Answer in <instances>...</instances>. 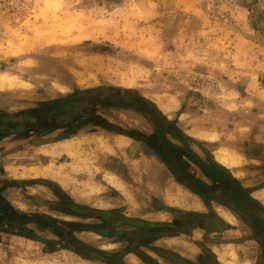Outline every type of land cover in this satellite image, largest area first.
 Returning a JSON list of instances; mask_svg holds the SVG:
<instances>
[{
  "label": "rangeland",
  "instance_id": "374dc122",
  "mask_svg": "<svg viewBox=\"0 0 264 264\" xmlns=\"http://www.w3.org/2000/svg\"><path fill=\"white\" fill-rule=\"evenodd\" d=\"M261 4L264 0H0V76L12 84L4 88L9 91L0 92V114L18 113L94 87L131 90L169 117L170 127L177 125L196 137H209L211 132L217 148L238 157L239 164L231 167L232 172L244 184L257 187L264 184V163L252 159L264 155ZM193 76L202 77L204 83L193 84ZM112 106L99 107L96 117L127 130L150 131L141 115ZM89 114L83 110L79 118L92 117ZM109 133L88 123L63 135L74 136L71 145L79 143L88 152L71 160L49 153L59 150L61 143L39 148L32 145L34 152L23 157L4 155L11 163H4L7 171L0 173V187L7 188L3 192L13 204L12 211L64 217L55 207L41 205L43 201H59V191L52 185L7 187L3 181L7 175L55 180L71 201L94 210H118L130 218L168 219L167 213L150 212L155 189L149 192L147 187L135 195L123 186L118 194L101 182L103 174L114 182L115 176L108 169L113 163L90 161L99 151L124 144ZM60 136L46 134L39 139L63 138ZM216 146L210 144L209 148L215 150ZM121 155L128 160L126 154ZM15 159L18 163H12ZM145 165L148 167L143 169L139 163H121L119 169L121 174L137 178L143 170L151 171L152 181L162 174L168 176L160 163ZM258 196L264 201V190ZM85 222L70 219L71 227H66L67 223L55 226L72 241L77 236L87 242L92 248L81 249L89 255V249L96 250L101 240L75 231ZM86 223L96 225L94 219ZM28 227L46 241L0 233V264H101L83 261L61 247L72 243L61 242L62 236L52 231V223ZM108 240L105 244L115 242ZM119 247L116 244L113 251ZM250 251L234 245L226 248L222 257L230 264H253Z\"/></svg>",
  "mask_w": 264,
  "mask_h": 264
},
{
  "label": "crops",
  "instance_id": "0c3cea01",
  "mask_svg": "<svg viewBox=\"0 0 264 264\" xmlns=\"http://www.w3.org/2000/svg\"><path fill=\"white\" fill-rule=\"evenodd\" d=\"M6 91L9 90L4 89L0 92ZM139 98L142 101L151 102L142 97ZM151 104L153 103L151 102ZM4 114L10 113L3 112L0 114V116ZM12 114H15V112ZM162 116L165 117L164 115ZM165 118L172 124V121L169 119V117ZM175 126L176 127L173 128L175 129L173 137L169 134L165 136L166 149L170 151L175 150L177 164L180 166L183 176L186 179L182 178L180 181L176 180L169 172L166 165L162 163L160 158L148 147V145L144 141L135 140L122 133L109 134L112 135L117 143L123 141V145L115 144L110 150L99 151L96 156L97 158L92 159L90 162L113 163L110 168L108 167V169L115 176L114 182L107 181L104 174L102 175L100 180L102 183H104V185L108 187L110 186V188H112L115 193L119 194L123 186L125 188H130L131 191L133 190L135 195L138 194V191H146L147 187H149V192L150 190L155 189V193L150 197V201L151 203L154 201L157 202V205H159V209L152 207L150 203L149 208L151 209V211H149L151 213H167L170 215L169 218L167 217L168 219L155 220L145 217L130 218L127 214H123L124 217L129 219H136L137 221L141 222L160 221L170 225L172 224V222L178 219L176 213L174 212L175 210H179L183 213V217L180 218V220L182 219L181 227H179L180 231L164 229H128V231H126L127 235H124L121 240H116L113 238L115 240V242L112 240L114 244H110V242L105 244L107 242L106 240H108L106 239L104 242H100V245L96 250L89 249L92 252H90L89 255L88 252L86 254V251L84 252V250H82L80 247L86 246L87 248H89L90 246L87 244V242L85 243L77 236H75L77 245L74 242H71L72 245L70 247H67V245H61V247H63L66 251L79 256L83 261H90L101 264H211L212 261H210L209 257H206L207 254L212 255L213 258L216 259V261L220 264L232 263L226 261L225 257L222 256L223 251H225L226 248L234 246L228 240H226L227 235H229L233 231H223L224 229H222V231L215 232L208 228L205 221L199 222L195 219H193V221H190L187 216L196 213H208L206 206L202 202L201 198L195 193V191L202 192L204 194L202 188H206L208 190H211V194H215V192L219 189L221 192V196H223L225 190L223 180L224 178H226L225 176H223V171L227 174L226 176L229 175L231 179L237 181L241 186L245 188L253 187L252 185L250 186L244 184L242 180L240 181L238 179V175L232 172L231 167L239 164L238 157L235 155H227L221 150L220 147L217 148L216 141L211 139L210 137L212 135L211 132L207 133L209 137H196L195 135L189 133L190 130H185L183 128L179 129L177 125ZM46 134L50 135L51 133L43 132L42 135H37L36 133L34 134L33 132L29 131L24 133L18 132L11 134H1V175H5V172L7 171L4 163H11L6 162L4 160L5 157L12 155L16 158L17 156L23 157V155L28 154L31 150L34 152L35 149H33L32 145L35 146V148H39L45 146H53L61 143L58 147L59 150L52 149L49 151V153L54 155L61 154L66 156L70 160L73 158V156L75 158H79L80 156L85 157L88 154V152H84V147L79 145V143L76 147H73V145H71L74 136L63 139H44V141H40L39 138H44ZM126 139L128 140L127 142L124 141ZM66 141H69L70 145H67ZM210 144H214L217 149L211 150L209 148ZM121 148L123 149L120 150ZM81 149H83V152L80 151ZM122 153L127 155L128 160L123 159V155H121ZM100 158L101 161L99 162ZM252 159L264 163V155L257 154V156L252 157ZM12 163L18 162L15 159ZM121 163H139L140 167H142L143 169H146L148 167V165H145L146 163H160L165 169L168 176L162 174L159 179H154L152 181V172L143 170V172L139 175V178H137V176L129 177V175L127 177L124 175V173L121 174L120 172L119 168ZM114 164L117 166L116 168L114 167ZM18 167H20V165ZM3 181H5V184H9L7 185V187L19 188L21 186L31 187V185H34L35 183L49 186L52 185L51 187H54L55 190L63 193L67 197L63 190L61 191L59 183L52 179L44 181V179H25L16 176L9 177V175H7L6 177L3 176ZM199 186H201V188ZM2 189L4 188L2 187L0 190ZM6 189L7 188H5L3 191H5ZM263 190L264 184L254 187L250 196L264 207V201H262V197L258 196V193L262 192ZM3 191L1 194L3 200L7 202V205L10 208H13V204L8 201L9 199H7L9 197H6ZM206 196L208 195L206 194ZM209 204L212 207V210L224 224L231 222L235 229H239L237 228L239 224L237 225L236 217L231 214L226 206L220 203L218 204L216 202H210ZM98 210L109 209L104 208ZM33 215H35V213ZM37 215L50 216L45 212L38 213ZM65 218L69 217L66 216ZM70 219H68L69 222H65H67V224H72L70 223ZM87 220L82 221L87 222ZM86 222L83 223L86 224L84 227H82L81 229L75 228V231L78 234L92 235L98 239V234H96L91 229V227L94 228L96 227V225H90V223ZM27 228L31 230L29 227ZM162 231H166V233ZM0 233H5L11 237H16L17 234V232H11L7 229H3L2 231L0 230ZM18 236L23 237L20 235ZM23 238L33 240L27 237ZM130 243L133 244V247L131 249H127V246ZM116 244L120 247L116 251H113ZM72 246L74 249H72ZM78 248L79 251L77 252L75 249ZM117 252L119 253V255H116Z\"/></svg>",
  "mask_w": 264,
  "mask_h": 264
},
{
  "label": "flooded vegetation",
  "instance_id": "af4514ba",
  "mask_svg": "<svg viewBox=\"0 0 264 264\" xmlns=\"http://www.w3.org/2000/svg\"><path fill=\"white\" fill-rule=\"evenodd\" d=\"M93 92L91 93L93 95H90L89 99L85 96L82 98L84 100L82 101L87 103L82 109L78 108V103H80L81 100L80 97L70 95L68 97L56 99L60 101L57 103L54 102L50 105L47 103V105L40 103L36 107L19 111L15 114L1 115L0 135L31 131L37 135H41L43 132H49L51 134H59V136H63L77 132L78 129H82L84 124L92 123L93 125L109 132L122 133L135 140L144 141L160 158L162 163L166 165L169 172L176 180L180 181L182 178H185L180 166L177 164L175 150L170 151L166 149L165 136L169 134L173 137L175 129L170 127L171 123L156 111L151 102L142 101L133 91L122 92L110 87L97 89L95 94ZM71 103L75 105H69ZM104 104H113L112 107H124L123 109L131 110L141 115L144 117L147 125H149L148 127L150 131L148 132L147 129L135 130L134 128L127 130L119 125L104 121L101 117H96L98 116L96 115L97 109L99 107L104 108ZM58 110H62L63 112L57 113ZM83 110H88L89 113L91 112L92 117H86L84 119L79 118V115L82 114ZM223 174V176L226 177L223 180L225 188L223 196H221L219 189L215 194H211V190L206 188H202L204 194L195 191L206 206L208 213L191 214L188 215L187 218L190 221H193V219L199 222L205 221L208 228L215 232L222 231V229H224L223 231H233L227 235L226 240L237 247H242L244 249L251 248L248 255L252 256L253 264H264V207L250 196L254 187L245 188L238 184L237 181L231 179L229 175L226 176L227 174L224 171ZM199 187L201 188V186ZM3 190L4 189L0 190V230L7 229L11 232L15 231L20 236H25L41 242H45L46 240H41L34 235V233L27 228L29 224L35 225L37 223V225H41V227H47L49 223H52L54 226L52 231L58 232L62 236L61 242L69 241L70 243L74 242L77 245L75 240L72 241V237L69 234L66 235L65 233H61V231L55 226L57 224H66L69 222L68 218H65L66 216L79 221L94 219L96 221V227H94L95 229L91 227V229L98 234V239H100L101 242L110 238L121 240L124 235H127L126 231H128V229H164L180 231L179 227H181L182 224V219L180 220V218L183 217V213L179 210H175L174 212L178 219L170 225L160 221L141 222L136 219L128 220L118 210H93L89 207L75 204L61 192H58V202L55 201L51 203L43 201L41 202V205L55 207L64 215L63 218L57 216H40L36 215V213L35 215H26L22 212L12 211V208H10L7 205V202L2 198L1 194ZM206 194L208 196H206ZM210 202H216L226 206L231 214L236 217L237 225L239 224L240 228L238 230L235 229L231 222L224 224L212 210V207L209 204ZM151 206L159 209V205H157V202L155 201L151 203ZM3 225H6L7 228ZM71 226L72 225L68 224L66 227ZM81 228L82 227L77 229ZM162 232L166 233V231ZM240 245L245 246L243 247ZM132 247L133 244L130 243L128 244L127 249H131ZM117 254L119 255L118 252L116 255ZM206 257H209L210 261H212L211 264H220L212 255L207 254Z\"/></svg>",
  "mask_w": 264,
  "mask_h": 264
},
{
  "label": "trees",
  "instance_id": "16d2710c",
  "mask_svg": "<svg viewBox=\"0 0 264 264\" xmlns=\"http://www.w3.org/2000/svg\"><path fill=\"white\" fill-rule=\"evenodd\" d=\"M115 88V87H114ZM97 89H101V88H99V87H97V88H92V89H87V90H78V91H76L74 94H72V95H76V97L77 96H79L80 97V103H78V108H80V109H82V107H84V106H86V102H83L84 100L82 99V98H84V96L85 97H87L88 99L90 98V95H93V94H91L93 91V93L95 94L96 93V90ZM116 90H118V91H122V92H132L131 90H126V89H122V88H115ZM70 96V95H69ZM83 100V101H82ZM54 102H60L59 100H53V101H48L47 102V104L48 105H50L51 103H54ZM46 103H44V105H47ZM90 104V103H89ZM69 105H75V104H69ZM79 109V110H80ZM157 111V110H156ZM60 112H63L62 110H58V112L57 113H60ZM47 114V113H46ZM45 114V115H46Z\"/></svg>",
  "mask_w": 264,
  "mask_h": 264
},
{
  "label": "bare ground",
  "instance_id": "6f19581e",
  "mask_svg": "<svg viewBox=\"0 0 264 264\" xmlns=\"http://www.w3.org/2000/svg\"><path fill=\"white\" fill-rule=\"evenodd\" d=\"M11 86V82L6 77L0 76V89L10 88Z\"/></svg>",
  "mask_w": 264,
  "mask_h": 264
},
{
  "label": "built area",
  "instance_id": "2783aa9c",
  "mask_svg": "<svg viewBox=\"0 0 264 264\" xmlns=\"http://www.w3.org/2000/svg\"><path fill=\"white\" fill-rule=\"evenodd\" d=\"M261 5L264 7L263 4H261ZM192 82H193V84H195V85H200V84H203V83H204L202 77H199V76H193V77H192Z\"/></svg>",
  "mask_w": 264,
  "mask_h": 264
},
{
  "label": "water",
  "instance_id": "95a60500",
  "mask_svg": "<svg viewBox=\"0 0 264 264\" xmlns=\"http://www.w3.org/2000/svg\"><path fill=\"white\" fill-rule=\"evenodd\" d=\"M64 137H66V136H63V138H64ZM63 138H62V139H63ZM59 139H61V138H59ZM127 219H128V220H131V219H129V218H127ZM24 237H25V236H24ZM30 239H32V238H30ZM33 240H34V239H33Z\"/></svg>",
  "mask_w": 264,
  "mask_h": 264
}]
</instances>
